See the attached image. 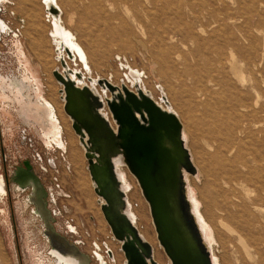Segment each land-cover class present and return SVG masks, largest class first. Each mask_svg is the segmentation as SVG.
Masks as SVG:
<instances>
[{
  "label": "bare ground",
  "instance_id": "1",
  "mask_svg": "<svg viewBox=\"0 0 264 264\" xmlns=\"http://www.w3.org/2000/svg\"><path fill=\"white\" fill-rule=\"evenodd\" d=\"M7 1L0 0V4L4 5ZM54 1L60 9L61 6L67 8L70 25L76 21L77 15L82 25H86L87 20L92 18L96 29L109 35L100 33L94 37L88 26H82L81 22L77 26V32H74L64 25L62 18L58 21L51 16L54 45L57 48L64 42L76 54V60L83 71L84 67L91 70L89 60L101 67L113 44L117 45V50L128 52L135 59L137 52H134L135 44L131 40H137L139 51L144 52L149 64H154L155 71L163 81L166 79L164 83H168L171 89L185 120L183 125L187 145V134L191 133L194 139V148L188 147L201 175L206 178V185L211 190L208 195L216 198L222 216L230 219L239 229L250 263L264 264V0ZM18 2L20 5L24 4L30 17L31 24L26 28L27 34L30 37L32 34L35 39L36 36L39 40L42 38L40 42L46 47L40 50V55L44 56L42 66L49 72L51 96L56 84L50 75L51 61L44 54L48 50L49 40L45 37L47 27L41 24L39 9L42 5L37 0ZM0 28H9L3 18H0ZM81 39L86 41V46L81 43ZM60 54L66 55L65 52L58 53ZM34 62H37L35 57ZM86 76L85 73V80L81 83L87 82ZM143 77L144 72L140 74V80L145 89ZM73 78L78 80L74 75ZM96 78L94 77L95 80ZM94 84L97 86L96 81ZM19 89L22 91V87ZM155 100L161 103L160 100ZM53 105L52 99L44 105L31 100L25 101L21 110L22 119L24 122L40 124L39 133H43L48 144L56 140L54 135L60 139L65 128L69 148L66 141L59 140V143L64 150L69 151L70 164L73 166L69 185L74 188L75 198L89 205L91 202L86 200L89 183L87 180L85 182L86 162L82 156V148H79L65 116L62 117L64 127L62 122V127H57L58 134L51 132L49 124L55 125V117H58ZM197 111H200L198 118ZM197 121L203 124L206 146L197 141ZM117 170L128 196L132 220L136 225L140 220L139 223L143 225L141 234L152 243L156 257L166 264L156 244V234L136 178L123 164L117 163ZM15 180L20 188L33 186V194L25 204L36 202L38 209L31 213L30 221L41 215L50 228L46 232L49 239L43 240L50 261L54 264H84L90 259L91 262L87 253L66 236H61L51 225V211L42 202L45 190L35 173L21 168L16 172ZM187 181L194 211L211 246L213 260L215 264H221L214 252L215 238L211 224L208 217H202L196 186H192L196 179L187 174ZM4 194L3 178L0 175V200ZM71 228L74 229L72 226ZM98 251L97 246L93 250L96 259H99ZM31 252L30 256L35 257ZM41 259L33 258L38 263ZM99 260L102 261L101 258Z\"/></svg>",
  "mask_w": 264,
  "mask_h": 264
},
{
  "label": "rangeland",
  "instance_id": "2",
  "mask_svg": "<svg viewBox=\"0 0 264 264\" xmlns=\"http://www.w3.org/2000/svg\"><path fill=\"white\" fill-rule=\"evenodd\" d=\"M37 1H39V5H42L40 8L41 10L39 9L41 24L47 27L45 37L49 40L48 50L44 51V54L45 56L48 55V57L45 58L51 61L50 75L56 84V88L52 86L53 92L50 96L49 72L42 66L41 60L44 56L40 55V50L46 47H43L42 42H40L42 38H40V40L37 36V39L32 38V34L30 37L29 33L27 34L26 32V28H29L31 24L30 17L27 15L28 10L24 4L20 5L18 0H8L4 5H1L2 11L0 12V18H3L9 25V28L6 30L0 28L2 32H5L2 35L0 34V173H8L10 175L14 167L22 163V161H31L36 174L39 176L44 186L51 193H54V198L52 197L53 202H50L49 205L51 208H56L61 212V215L57 218L58 227L69 239L80 240L83 243L81 249L91 257L90 264H124L125 256L120 249V242L113 238L111 229L104 218L101 208H99V203L97 201L98 196L94 191L89 170L87 169L88 162L85 157L84 148L80 144L79 136L72 127L70 117L64 110V102L59 92L61 85L53 74L55 68L59 67L61 69L62 66L57 59L58 53H56V46L51 37V14L46 11L43 0ZM61 10V18L64 25L68 28L70 27L72 31L77 32V26L81 22L79 15L76 16V21L70 25L68 23V16L70 13L67 11V8L61 6ZM85 26H88L87 28H89V31H91L94 37L99 36L100 33H105V36H109L107 32L96 29L95 21L92 18L87 20ZM10 30L11 33L6 34ZM77 36L79 35L77 34ZM34 40L35 43H33ZM131 41L135 44L134 52H137L135 59L132 57V54L117 50V45L113 44L107 60L101 67L89 60L91 68V75H89L91 77L110 78L109 80L112 79L111 81L113 83L121 85L122 79H125L128 75V67L144 72L143 85L145 88L153 94L155 99L160 100L161 93L158 89V85L160 84L172 108L179 113L181 121L185 123L168 83H164L166 79L164 78L163 81L162 78H160L158 72L155 71L154 64H149L148 57L144 52L139 51L136 44L137 40L132 39ZM81 43H84V46H86V41L84 39H81ZM34 57L37 62H34ZM67 61L74 69L82 68L77 60L72 62L67 58ZM141 63L144 65L142 66ZM125 83L130 86V83L126 81V79ZM20 87H22V91H20ZM97 87L99 88L100 86L97 85ZM99 89H101V87ZM108 95H110L109 92ZM49 99L54 101L58 113V117H55V125L49 124L51 132L58 134L56 133L58 131L57 127H62L61 122L62 125L64 124L62 117L65 116L73 135H75L74 137L76 138L77 144L80 146L79 148H82V156L86 162L85 171L87 176L85 182L87 180V183H89V195L87 194L88 199H85L91 202L89 205L84 203L81 199L77 200L75 198L74 188L69 185L73 175V166L70 164L69 151L64 150L59 143V140L66 141L69 148V138L65 128L60 139L54 135L56 140L53 141L52 145L47 143L46 138L43 137V133H39V130H41L40 124L37 122L33 123L32 121L24 122L22 119L21 110L25 101L31 100L32 102L44 105ZM197 112L196 116L198 118L200 111ZM32 118L35 119L34 116ZM187 138L189 147L193 149L195 143H192L194 139H192L191 133L187 134ZM196 138L198 143H202L203 146H206L207 140L203 130V124L200 121H197ZM51 161L55 164L50 163ZM129 173L132 174L130 171ZM193 176L196 179V183L192 186H196V191L201 202V206L199 207L200 213L203 218L205 216L208 217L207 219L211 224L215 238L214 252L217 257H219L220 263L251 264L245 250V243L240 238L239 229L230 219H226L222 216L223 213L218 207L216 198H213L212 195H208L211 193V190L209 186L207 187L206 185V178L201 175L199 169L197 170V174ZM138 188L146 204L147 213L156 234V244L161 250L164 260L167 262L166 264H170L168 256L159 244L150 207L142 194L139 184ZM6 189L9 194L3 196L0 200V264H54L46 254L47 246L41 239V226L39 222L37 219L30 221V213H28L29 208H27L28 205L25 204V197L19 192L25 189L18 187V191L13 183L10 185L9 189ZM201 190H203V192ZM54 199L56 202H54ZM67 207L69 209H67ZM221 219L223 221H221ZM211 220L216 223H213ZM139 221L137 222V226L139 230H143V225L141 222L139 223ZM212 224L215 225L213 226ZM71 226L74 229H72ZM29 241L31 248H29ZM157 245H155V247ZM97 246L100 251H98L97 256L99 259L101 258L102 261L94 257L93 250L95 248L97 249ZM108 249L112 250L114 259H111L109 256ZM31 250L34 252H31ZM30 252L34 254L36 258H42L41 262L38 263L33 260L35 257H31ZM154 256L159 264H164V261L156 257L155 249Z\"/></svg>",
  "mask_w": 264,
  "mask_h": 264
},
{
  "label": "water",
  "instance_id": "3",
  "mask_svg": "<svg viewBox=\"0 0 264 264\" xmlns=\"http://www.w3.org/2000/svg\"><path fill=\"white\" fill-rule=\"evenodd\" d=\"M43 2L46 11L59 21L62 10L56 2ZM61 52L66 53L57 56L62 68H55L53 74L61 85L64 110L84 148L102 213L113 237L120 242L124 264L159 263L153 245L129 214L117 163L125 165L137 179L170 264H215L187 181V174L196 175L198 168L185 139L183 122L163 87L158 85L159 103L141 86V71L128 67L125 79L130 86L125 79L121 85L107 78L95 80L89 68L83 71L69 65L67 58L75 62L76 54L64 42L56 48V53ZM84 72L87 82L81 83ZM108 253L114 259L112 250ZM84 264H90V259Z\"/></svg>",
  "mask_w": 264,
  "mask_h": 264
},
{
  "label": "flooded vegetation",
  "instance_id": "4",
  "mask_svg": "<svg viewBox=\"0 0 264 264\" xmlns=\"http://www.w3.org/2000/svg\"><path fill=\"white\" fill-rule=\"evenodd\" d=\"M2 11V6H1V4H0V12ZM5 33V32H4ZM2 31H1V29H0V34L2 35V34H4ZM10 34L11 33V30L9 31V32H7L6 34ZM50 163H53V164H55L54 162H50ZM21 168H23V169H25V170H30V171H32V172H34L35 173V175L39 178V176L36 174V172H35V170H34V166H33V164L31 163V161H29V160H24V161H22V163H20V164H18L16 167H14V169L12 170V172H11V174L9 175L8 173H5V174H1L0 173V175L2 176V178H3V186H4V189H5V194H4V196H6V195H8L9 193H8V191H7V189L6 188H10V185L13 183L14 184V186H15V188H16V190H18L17 188H18V183L16 182V180H15V175H16V172L18 171V170H20ZM40 179V178H39ZM40 181H41V179H40ZM41 183H42V181H41ZM42 185H43V188H44V190H45V193H44V195H43V197H42V202H43V204H44V207L46 208V209H48L49 211H51V219L49 220L50 222H51V225H53L54 227L53 228H55V230H57V232L58 233H60V234H62L61 236H66V234L65 233H63L61 230H60V228L58 227V225H57V218H59V216L61 215V212L58 210V209H56V208H51L50 207V205H49V203L50 202H53V200H52V197L54 198V193H51L45 186H44V184L42 183ZM19 191V190H18ZM20 193H22L23 195H24V197H25V202H26V200H28V197L29 196H31L32 194H33V186L32 185H28L27 186V188L25 189V190H20L19 191ZM54 202H56V200L54 199ZM27 208H29V212L28 213H30V215H31V213L33 214L35 211H37V209H38V204L36 203V202H32V203H30V204H28V207ZM35 208V209H34ZM35 219H37V221L39 222V224H40V226H41V234H40V236L42 237L41 239L42 240H46V238H48L49 239V236L48 235H46V232L50 229L49 228V226L46 224V222L44 221V219L42 218V216L41 215H39L38 216V218H35ZM68 228V227H67ZM47 236V237H46ZM67 237V236H66ZM68 238V237H67ZM68 240L70 241V242H72V243H75L77 246H79L80 248H82V242H78V241H80V240H71V239H69L68 238ZM41 242V241H40ZM48 242H50V240L48 241ZM50 245H51V243H50Z\"/></svg>",
  "mask_w": 264,
  "mask_h": 264
}]
</instances>
